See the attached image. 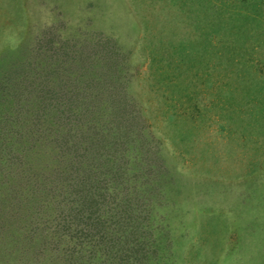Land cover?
Here are the masks:
<instances>
[{
    "label": "rangeland",
    "instance_id": "obj_1",
    "mask_svg": "<svg viewBox=\"0 0 264 264\" xmlns=\"http://www.w3.org/2000/svg\"><path fill=\"white\" fill-rule=\"evenodd\" d=\"M236 1L0 0V264H108L110 241L125 264H264V69L218 56L226 26L211 17L249 10L264 35V0ZM53 76L105 82L109 111L120 100L104 122H78L91 155L64 162L97 160L96 175L72 167L90 176L87 208L79 186L49 209L42 194L70 100L39 101ZM107 158L139 173L113 176ZM43 225L57 241L42 245Z\"/></svg>",
    "mask_w": 264,
    "mask_h": 264
},
{
    "label": "trees",
    "instance_id": "obj_2",
    "mask_svg": "<svg viewBox=\"0 0 264 264\" xmlns=\"http://www.w3.org/2000/svg\"><path fill=\"white\" fill-rule=\"evenodd\" d=\"M239 1H240L239 3H242V4H244V2H245L242 0H239ZM237 2L238 1L233 0L232 7ZM250 6H248V9H250V8L253 9L254 6H252L251 4H250ZM222 11H220V12L214 11L211 14L212 19L213 18L215 19L213 21L215 23V26H217V24L220 25V23H222V22L224 23V26H226L225 32L221 36L222 39L220 38V40L217 41V42L221 41L220 43H222V44L219 43L220 45L218 44V48H217L218 50L216 51L217 55L220 57L230 58V60H233V62H235L236 65H238L240 67H243L244 65H247V64L251 65V62L252 63L255 62L254 68H258V71H262V69H264V66H263L264 65L263 64L264 35H263L262 21H261L260 17L253 19V15H250L248 13L249 10L248 11L246 10L245 12L240 13L241 15L242 14L246 15L249 18L241 17V15L239 13L224 12V10H222ZM254 12L258 13L257 9H255ZM244 13H247V14H244ZM237 16H238V19L236 20ZM225 17H226V19H225ZM239 19L241 21L244 20L246 22H249L250 25H248V26H252V28L246 29L244 31H242V30L239 31V29L236 26H234L235 21L239 22ZM254 21H255V23H254ZM227 23H230V25H228ZM256 30H260L258 33V37L254 36ZM250 33H252V34L250 35ZM78 64L80 65V64H82V62H80ZM54 76H53V80H52L51 84H49V89H51V90H47V92L50 94L46 95V98H44V97L41 98V97H39L40 93L38 92L39 93L38 97L40 99L39 101L41 102L43 100L45 103V104L42 103L43 106H45V107L50 106V107L55 109L56 107H54V104L58 100H60L61 97H66L70 100L68 101V107L62 109V111H59L60 114L62 115L63 122L59 124L60 129H55V131H54V132H60L61 133L59 136H60L61 141L63 142L62 144H60L61 141L59 143H56V148H53L55 150L54 153H56V156H60V158H58V159L56 157V161H55L57 168H56V174L54 175V179L56 178L55 180H57V181L50 182V184L53 183L51 190L43 189L42 194H44L45 195L44 198L48 200L46 203H47V207L49 209V207H51L52 204H54V203L60 204V202L57 201V198H59L60 196H70V195L73 196V194L76 193V191H74L75 189L73 190V188H75V186H79V187H81L80 188V190H81V192H80L81 193V197H80L81 199L80 200L81 201L80 200L78 201V205L81 206V208H87V207H85L86 206L85 204H87L88 202L91 203L93 200L92 199L93 195L86 193L87 190L88 191L91 190V188H90L91 185H89L90 176L77 175V177L76 176L73 177L72 176V173H73L72 167L77 168V171L79 169H81V167H82V170H86V171L88 170L90 173L93 172L96 175L98 173L99 164H97V162H96L97 160L96 161L93 160V162L90 164H84V163H82L83 161L79 160L77 163V166L72 165L69 168V167H66V165H64V162H66V163L74 162L73 157H75L77 154L91 155V153L88 154V152H90L91 150L89 147V143H88V141H86V139H88L89 137L90 138H92V137L96 138V136L88 135V138H87V135H82L81 136L82 138L80 140H78L79 139L78 136H80V135L77 131H75V129H79L78 125H77L78 122H79V124L81 123L80 124L81 126H85V127H86V125H88L90 122H93L94 120H95V122H97V121L98 122H100V121L104 122L106 117L109 115V112L111 115L115 108H119L120 100L118 98L117 102L113 101L112 102L113 106L111 107V109L109 111V101L107 100L106 94L103 91L104 90L103 84H105V82L100 83L99 79H97V80L94 79L90 82H85V77H82L79 79V82L77 81L75 83H72L69 81V78L64 77V78L59 79L57 77V79H56V78H54ZM101 76H102V74H101ZM100 78H102V77H100ZM32 85L41 86V85H39V83H35V84L33 83ZM73 85L77 86V89L79 91L75 95H74V93L73 94L70 93L71 95L68 97L69 91H65V90H63V88L64 89L65 88H71ZM100 87L102 89L100 91L103 92V93H101V95L98 94L96 91L97 89L99 90ZM89 88H91V89L95 88L96 90L93 92V91L89 90ZM107 96H109V94H107ZM71 98H73L77 102V104ZM77 98H79V99H77ZM110 98H108V99L110 100ZM106 102H108V107L106 106L107 109L104 108V105H106ZM79 103H80V106H78ZM114 103L116 105H114ZM73 105H76V107H73ZM41 107H42V105H41ZM56 110H58V109H56ZM28 113H30V112L28 111ZM67 113H69V114H67ZM32 114H34V117H37L36 119H41V118H43L44 112H43V109H41L40 107H37L36 111ZM127 114L129 115V112L126 111L125 115H127ZM122 121L125 123L124 118ZM128 123H129V125H128ZM128 123L124 124L126 137L130 136L131 133H133V130H132L133 128L132 127L130 128V123L132 124V121H128ZM67 128H70V129H67ZM48 131H49V129H47V132ZM48 134H49V132L47 133V135ZM55 134L58 135L57 133H55ZM53 137H54V135H53ZM126 137L124 139L125 141L128 140V139H126ZM50 158L51 157L48 158V163H47L48 169L55 166V164L52 163L54 160L53 159L51 160ZM105 163L107 164V167L110 170H113V172H114L113 176L120 175V173L117 170H120L121 168H122V172H124L126 174V176L128 175V179L129 178L132 179L131 175L139 173L136 170L139 169L140 167H136V168L133 167L131 169L130 168L131 166L129 167V164L127 165V162H122V166H121V162L118 161V162L114 163L111 158H107ZM115 168H118V169L116 170ZM110 170H108V171H110ZM65 175L69 176V177H67V180L64 177ZM48 177H50V174H48L47 179H48ZM80 180H81V182L76 184V182H78ZM122 181L123 180H121V182ZM87 185H89V186H87ZM30 199L31 198L29 197V195L25 194L24 197H22L21 199H18L17 201H19V203L22 205L28 206L32 203L30 201ZM69 210H70V208H69ZM69 213H71V212H69ZM43 227H42V231L45 234H44V237L42 238L41 243L44 246V245H46V242L48 240H55L56 238L52 239L51 236L46 237L48 232L46 231L45 225H43ZM120 228H121V226H120ZM120 228H119V230H120ZM119 230H118V232H119ZM121 238H122V233H121ZM56 241H57V239H56ZM115 246L116 245H114V242L110 241L108 247L111 248V251L108 252L107 258L100 259V261L108 262V264H109V262H110V264H125V263H129V262L130 263L135 262L132 259L131 260H129V259L125 260L123 256H122V261L125 263L121 262L119 260V258H117L118 259L117 260L116 256L119 255V252L117 250L113 252V249H112V247L115 248ZM36 247H39V245L36 244ZM130 251L132 252V249ZM143 259H144V255L139 258V262L143 263Z\"/></svg>",
    "mask_w": 264,
    "mask_h": 264
}]
</instances>
